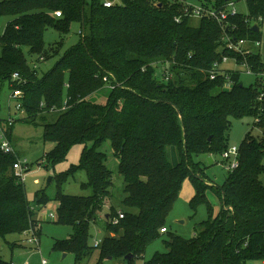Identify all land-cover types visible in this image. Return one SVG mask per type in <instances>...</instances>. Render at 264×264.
<instances>
[{
  "label": "trees",
  "instance_id": "16d2710c",
  "mask_svg": "<svg viewBox=\"0 0 264 264\" xmlns=\"http://www.w3.org/2000/svg\"><path fill=\"white\" fill-rule=\"evenodd\" d=\"M102 1L0 0V23L5 21L0 33V85L6 83L11 93L21 91L22 121L43 127L44 142L54 144L46 156L53 165L66 157L72 145H84L79 164L71 166L69 173L84 171L87 182L82 188L91 193L57 194L54 222L71 227L72 234L55 241L52 249L72 255L73 264H87L96 249L89 244L91 229L102 218L106 235L95 264L107 258L135 264L164 235L166 252L144 264L264 262V182L260 180L264 174V92L244 86L238 72L231 74V90L222 89V76L215 81L207 78L204 71L214 62L237 56L221 48L224 30L214 20H199L197 26L189 18L177 23L181 8L169 0L157 4L121 0V5L112 8H104ZM238 1L214 0L213 4L220 8ZM244 1L247 17L264 21V0ZM73 23L79 24L78 42L47 74L37 77L28 68L23 49L45 56V30L67 35ZM227 24V33L234 38L260 41V30L253 32L240 14ZM237 60L240 63L242 58L237 56ZM155 64H169L172 79H158ZM247 64L253 74L264 75L258 53L248 57ZM15 73L20 80L12 79ZM56 110L61 111L55 120L46 123L43 114ZM244 118L253 119V129L260 135L251 131L244 135L238 146V167L227 172L222 184H201L192 175L200 163L196 158L221 156L228 149L231 119ZM10 130L4 131L7 138ZM107 142L124 183L121 204L129 212L113 206L104 212L112 200L113 172L101 151ZM171 148L177 165L171 162ZM14 163L12 153L0 151V237L21 234L33 217L24 183L12 171ZM186 177L194 185V202L208 207V220L192 239L170 234L165 227ZM207 190L219 201L216 215L207 201ZM48 202L43 193L36 198L39 206ZM119 214L123 218L111 225ZM128 255L131 261L125 260ZM0 264L12 263L0 257Z\"/></svg>",
  "mask_w": 264,
  "mask_h": 264
},
{
  "label": "rangeland",
  "instance_id": "374dc122",
  "mask_svg": "<svg viewBox=\"0 0 264 264\" xmlns=\"http://www.w3.org/2000/svg\"><path fill=\"white\" fill-rule=\"evenodd\" d=\"M90 3L91 0H86ZM193 2H200L204 5H212L204 0H193ZM235 9L243 16V19L248 20V26L257 25L260 30V46L254 50L258 53L260 60L264 62V21L261 19H249L247 17V7L244 0H239L235 3ZM193 20L192 24L197 26V19ZM5 21L0 23V33L3 31ZM79 24L73 23L70 26L67 35H61L52 28H47L44 32L43 42L46 51L45 56L30 55L26 48L23 53L26 59L28 68L36 71V76L41 78L47 74L57 63L60 57L79 40ZM43 58V59H42ZM226 67H232L230 64ZM156 76L158 79L163 77V65L155 64ZM239 71L240 82L244 86H255L260 92H264V75L258 76L255 74H247L243 67L236 68ZM64 95V94H63ZM11 91L6 83L0 85V145L4 140V131H9L8 143L11 153L15 156L16 161H26L27 168L22 174V181L25 188V196L29 203L30 209L33 212V219L35 225H41L38 231V246L29 245L26 240L28 236L21 234H9L5 237H0V257L3 260L11 262L12 264H41V260H45L47 264H73L72 255H68L62 259V253L53 250L52 246L55 241L69 238L72 234V228L56 224L50 219V215H56L57 208L56 196L58 193L68 196H89L90 190L82 188V184L87 182V176L84 171H76L69 173L71 166L79 164L81 154L84 148L82 144L72 145L66 157L52 164L47 154L54 148V144L45 143L43 138V127L41 125L35 126L33 124L22 121L25 114L22 110H18L19 101L11 99ZM96 98V97H95ZM103 102V100H99ZM63 110V108L61 109ZM61 110L49 111L44 113L46 123H51ZM11 119L12 126H8L7 120ZM253 119H231V130L228 137V148L238 147L244 135L251 131L255 136L260 135V131L253 129ZM44 123V122H43ZM88 145V144H87ZM89 146V145H88ZM101 151L107 156V166L113 172L112 175V200L104 209V212L109 213V207L113 206L116 211H131L121 204V200L125 196L123 193L124 183L120 175L116 172L117 160L111 155L110 144L104 143ZM171 162L177 165V156L174 148H171ZM212 164L209 165L205 156L196 158L200 162L192 170L193 177L201 184L207 187H214L220 185L228 172L226 164L222 162L221 157L212 158ZM13 171V170H12ZM14 173V172H13ZM260 180L264 182V174L260 176ZM43 193L49 202L45 206L36 204V198ZM195 189L189 177H186L182 182L178 197L166 218L165 227L170 234L178 236L182 239H192L200 230V224L208 220V207L205 203L194 202ZM206 198L213 207V215L219 211V201L211 190L206 191ZM56 217V216H55ZM101 219V220H100ZM41 222H40V221ZM105 220L97 219V224L91 229V239L89 244L93 246V242L99 240L106 235ZM166 234V233H165ZM167 236L154 241L149 245L144 253L143 259L137 261L135 264H142L150 261L155 254H162L166 252L164 241ZM99 249L93 250L91 259L87 264H95L98 260ZM104 264H126L122 259H114L111 261H104ZM252 264H264V262H257Z\"/></svg>",
  "mask_w": 264,
  "mask_h": 264
},
{
  "label": "built area",
  "instance_id": "2783aa9c",
  "mask_svg": "<svg viewBox=\"0 0 264 264\" xmlns=\"http://www.w3.org/2000/svg\"><path fill=\"white\" fill-rule=\"evenodd\" d=\"M154 4L159 3V0H152ZM172 4H178L181 8V16L175 18V22L179 23L183 18L189 19H211L217 22L222 30H224L223 37L221 38V48L231 53L236 54L242 58V61L238 63L237 56L233 58L222 57L221 61H216L212 64V66L204 71L207 78L210 81H215L218 77L222 76L224 78L223 90H231L234 86V81L231 79V74L239 71L236 68L243 67L245 73L253 74L250 66L247 64V58L256 54L257 52L254 50V47L257 48L260 46V43L257 41H249L247 39H236L232 35L227 33L229 26L227 24V20L231 17L239 14L235 9V3L229 2L223 7L216 8L214 4L212 5H204L200 2H193V0H169ZM121 0H103L102 5L104 8H112L117 5H121ZM54 16L59 18L61 17L60 12H54ZM4 31V29H3ZM1 31V33L3 32ZM80 34V32H79ZM231 65L232 67H226L227 65ZM163 78L167 82L172 79V73L170 72V65H163ZM13 80H20V77L17 73L12 75ZM105 81V79H104ZM22 97V93L19 90H14L11 93L10 98L19 101ZM18 110H22L21 103L19 101V105L17 106ZM64 109V108H63ZM8 126H12L13 122L11 119L7 120ZM3 136L6 140L2 142L0 145V151L2 153H11V149L9 147L8 138L6 134L3 132ZM221 160L226 164V170L233 171L238 167V147H230L226 151L221 154ZM27 168L26 161H16L12 170L15 176L22 181V174L24 173V169ZM32 211V210H31ZM51 220L55 219V216L52 214L49 216ZM123 218L122 214H119L118 218H113L110 223L111 225H117L120 219ZM33 221V222H32ZM39 226L35 225L33 217L30 219V225L27 230H25L22 234L28 236L29 239L26 242L29 245L38 246V231ZM161 234L166 233L165 229L160 230ZM101 239L93 242V247L98 248ZM246 246V244H244ZM41 264H47L45 260H41ZM104 264V262H103ZM144 264V263H142ZM251 264V263H249Z\"/></svg>",
  "mask_w": 264,
  "mask_h": 264
},
{
  "label": "water",
  "instance_id": "95a60500",
  "mask_svg": "<svg viewBox=\"0 0 264 264\" xmlns=\"http://www.w3.org/2000/svg\"><path fill=\"white\" fill-rule=\"evenodd\" d=\"M251 30L253 31V32H258L259 31V27L257 26V25H253L252 27H251ZM209 140H210V138H209ZM207 161H208V163H209V165H211L212 164V159H211V157H208L207 158ZM107 216V215H106ZM107 218V217H106ZM65 256V255H64ZM132 255H128V256H126L125 257V260L126 261H131L132 260ZM112 259L111 258H107L105 261L107 262V261H111Z\"/></svg>",
  "mask_w": 264,
  "mask_h": 264
},
{
  "label": "crops",
  "instance_id": "0c3cea01",
  "mask_svg": "<svg viewBox=\"0 0 264 264\" xmlns=\"http://www.w3.org/2000/svg\"><path fill=\"white\" fill-rule=\"evenodd\" d=\"M39 221H40V220H39ZM40 222H41V221H40ZM40 229H41V225H40ZM40 229H39V230H40ZM64 255H65V256H64ZM67 256H68V255H66V254H62V259H65ZM138 261H139V260H138ZM136 262H137V261H136ZM136 262H135V263H136Z\"/></svg>",
  "mask_w": 264,
  "mask_h": 264
}]
</instances>
